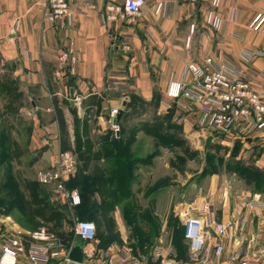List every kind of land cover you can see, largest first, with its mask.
Instances as JSON below:
<instances>
[{
    "label": "crops",
    "instance_id": "1",
    "mask_svg": "<svg viewBox=\"0 0 264 264\" xmlns=\"http://www.w3.org/2000/svg\"><path fill=\"white\" fill-rule=\"evenodd\" d=\"M145 1L137 22L124 24L108 21L105 0H69L70 14L55 22L45 18L47 0H0V61L12 65L0 68V73L10 74L21 94L18 109L12 113L13 136H27L28 154L36 157L41 169L52 167L59 151L74 149L77 133L96 145L115 131L113 123L118 124L120 117L113 119L110 111L125 109L133 94L148 101L159 94V114L166 108L164 102L171 100L172 123L182 121L190 136L195 126L201 127L197 134L206 128L207 134L214 135L202 124L195 105L196 110L189 112L168 96L171 81L192 80L189 63H205L211 58L212 68L233 67L255 90L264 93V31L250 27L258 13L264 14V0ZM194 22L197 27L191 33ZM124 44L130 49L125 51ZM66 50L73 58L64 65L60 55ZM220 138L228 144L238 140L264 168V142L257 134L230 132ZM156 156L144 165H152ZM251 196V200L246 198L251 202L246 203L250 209L245 213L232 208L230 197L225 199L219 218L245 226L236 242L227 241V253L238 248L247 251L251 244L262 242L257 235L264 226L260 214L264 196ZM8 226L9 230L0 229V246L19 236L26 248L19 264H35L28 249L40 241L16 222ZM78 243L83 246L85 260L74 264H107L111 247ZM68 249L55 247L58 254L47 264L63 259Z\"/></svg>",
    "mask_w": 264,
    "mask_h": 264
},
{
    "label": "rangeland",
    "instance_id": "2",
    "mask_svg": "<svg viewBox=\"0 0 264 264\" xmlns=\"http://www.w3.org/2000/svg\"><path fill=\"white\" fill-rule=\"evenodd\" d=\"M2 67L7 69L11 68L12 65L6 61L2 64L0 61V68ZM3 76L0 73V81L4 79L8 81L6 82L8 84H11V81L15 83V79L10 74L5 72ZM137 96L138 99L136 101L132 97L129 100V102L134 100L137 106L130 109L129 122L131 124H137L143 119L150 120L151 117L154 118L160 115L174 116L175 113L171 111L173 106L168 108L166 105V108H163V111L161 110L162 112L159 114V94H155L154 98L150 101L140 95ZM8 102V94L0 91V113L6 112ZM168 102H171V100H168ZM7 119L9 120V124H11L10 122L13 124L12 116L10 118L7 117ZM175 123L179 127L178 131L175 130L176 133H179L180 138V146L178 147L174 145L175 147L171 148L162 143L160 144L159 140L151 135H146L145 132L138 134L140 154L146 156L157 152L156 155L158 156L155 155V162L152 165L146 166L141 164L136 169L137 180L131 187L133 196H127L120 189L119 201L109 211L101 212L98 217L96 214L94 216H78L75 212L77 205H70L60 192L51 186L42 184L38 180L37 174L41 168L36 161V157L28 154V148H26L27 136L16 133L14 137L17 140V137H19L20 142L24 145V153L19 159L11 157L9 166L13 167L14 172L21 179L36 180L47 187L50 191L52 203L63 211L64 214L60 230L54 229L52 226L53 222L41 224L36 229H25L35 231L44 228L51 235L53 243L55 242L58 247L70 249L73 244L84 242L74 233L73 227L75 222L80 219H90L95 222L97 227L96 239L90 242L94 245L102 247L109 241L107 247L113 249L127 247L133 254H150V251L156 245H162L168 250L173 249L178 259H185L184 245L186 241L183 238L184 226L178 214L179 204L183 202L201 203L204 199H208L213 202L219 217L223 212L224 202L228 196L234 203L231 205L232 208H239L241 213H245L246 210L250 209V206H246V203L249 204L251 202L246 198H250L251 200V197H253L251 195L257 193L264 196V179L255 170L257 169L256 167L259 169L264 168L260 167L257 164L256 157L248 152L249 148H245L242 143H238V140L233 141L234 143L232 144H228L216 133L212 134L214 138L207 152L204 153L205 138L211 133L207 134V129L202 127L204 133L197 134L196 130L199 129L200 131L201 127L195 126V129H191L190 136V132L188 130L185 131L182 121ZM9 131L13 135L11 127ZM70 150L74 154L78 166L80 160L77 148ZM5 167L6 165L2 164L1 169L3 171L0 170L1 230L7 229L10 223L16 222L19 224L15 218L18 215L17 212L12 213L5 203L11 199V196L4 194L5 191L1 189V186L4 184L3 181L6 182L7 180L6 175H4ZM156 185L160 188H157L152 194L147 195V191L149 192ZM131 201L135 204H126ZM262 207L260 206V212L264 213V207ZM131 209L137 211L141 217L145 215L143 213L145 210L148 211L149 216L145 215V218L143 217L144 220L152 216L151 218H153L157 228V236L153 239L151 245L146 246L147 249L145 251L135 246L137 242L133 235L134 228L129 220L132 213ZM253 211H256V209ZM144 226L147 232L150 231L148 223L144 224Z\"/></svg>",
    "mask_w": 264,
    "mask_h": 264
},
{
    "label": "built area",
    "instance_id": "3",
    "mask_svg": "<svg viewBox=\"0 0 264 264\" xmlns=\"http://www.w3.org/2000/svg\"><path fill=\"white\" fill-rule=\"evenodd\" d=\"M145 0H105V13L108 21L133 24L141 16ZM70 14L69 0H47L45 18L51 22L67 17ZM250 27L264 31V14L258 13L250 23ZM196 24H191V33ZM124 50L130 45L124 44ZM257 54H262L257 51ZM254 55V53H250ZM73 58L71 51H63L60 60L64 65ZM212 59L205 63L192 62L187 68L192 80H173L168 89V96L185 106L189 112L197 109L201 114L202 124L209 127L217 135L237 132L244 136L257 134L264 142V93L255 90L251 82L230 66L212 68ZM171 108L173 102L165 101ZM192 105L196 106V109ZM120 110L112 108L110 115L115 119ZM115 131L119 125L113 123ZM77 171V161L71 150H61L52 167L38 171V180L53 187L61 193L70 205L81 203L78 189L68 187V182ZM178 214L184 226V235L188 243V257L178 259L173 249L168 250L157 245L150 254H133L127 247L110 249L107 264H264V226L257 237L261 244H251L245 251L238 248L227 253V241L236 242L244 231V224L235 220H221L211 200L204 199L201 203H180ZM260 212H258L259 214ZM264 216V213H260ZM259 214V215H260ZM76 236L85 242H92L97 236L94 221L80 219L73 227ZM36 242L28 249V256L35 264H47L58 252L53 249L51 235L44 229L31 232ZM255 241V239H253ZM259 247L258 249H255ZM26 250L19 236L10 238L0 246V264H19L20 255ZM68 249L65 257L55 264H74L69 259ZM172 255H170V254Z\"/></svg>",
    "mask_w": 264,
    "mask_h": 264
},
{
    "label": "trees",
    "instance_id": "4",
    "mask_svg": "<svg viewBox=\"0 0 264 264\" xmlns=\"http://www.w3.org/2000/svg\"><path fill=\"white\" fill-rule=\"evenodd\" d=\"M6 82L8 81L4 79L0 81V91L7 93L9 97L6 112L0 113L3 114L0 115V170L3 171L1 166L5 164L4 175L7 179L6 182L3 181L1 189L5 191L4 194L11 196V199L5 203L12 213L17 212L18 215L15 218L24 228L36 229L41 224L53 222L54 229L60 230L64 214L52 203L49 189L36 180L21 179L14 172L13 167L9 166L12 158L19 159L24 153V145L10 134L9 128L12 129L13 124L12 122L9 124L7 119L17 111V102L20 101L21 94L13 81L11 84ZM132 98L136 101L138 96L133 94ZM136 107L134 100L128 102L118 120L119 131L105 135L96 145L88 138L82 140L77 133L75 148L79 153L80 164L76 175L68 182V187L77 188L80 191L82 200L75 208L78 216H94L96 214L98 217L101 212L109 211L119 201L120 189L127 196H133L131 187L137 180L136 169L141 164L149 163L157 153H150L146 156L140 154V143L138 144L140 132L155 137L160 141V144L168 147L180 146L179 133L175 131H178L179 127L176 123L171 122V116L160 115L155 116L152 120H142L137 124L129 123L130 109ZM171 109L174 112V106ZM3 161L4 163H2ZM256 168L255 170L264 179V169ZM157 188L160 187L156 185L151 188L149 192L147 191V195L152 194ZM126 204L135 203L131 201ZM143 213L149 216L148 211L145 210ZM143 217L139 216L137 211L132 210L129 220L134 228L133 235L137 242L135 246L145 251L146 246L151 245L157 236V228L152 216L147 220H144ZM147 223L150 227L148 232L144 226ZM183 238L186 241L184 252L187 258L188 243L184 231ZM108 245L109 241L102 248H106Z\"/></svg>",
    "mask_w": 264,
    "mask_h": 264
},
{
    "label": "water",
    "instance_id": "5",
    "mask_svg": "<svg viewBox=\"0 0 264 264\" xmlns=\"http://www.w3.org/2000/svg\"><path fill=\"white\" fill-rule=\"evenodd\" d=\"M71 94H72V97H74L73 90H71ZM124 104H126V103H124ZM122 111L123 110L121 109L118 117L121 116ZM213 138H214V136L212 134L208 135L205 138L204 153L207 152V149L211 145ZM69 259L72 260L73 262H76V263H83L84 262L85 254H84V249H83V246L81 243H76L73 245V247L71 248V250L69 252Z\"/></svg>",
    "mask_w": 264,
    "mask_h": 264
}]
</instances>
